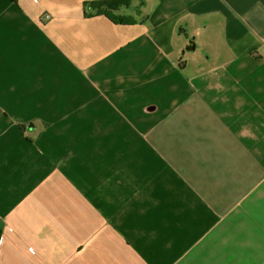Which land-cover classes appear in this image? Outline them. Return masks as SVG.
Wrapping results in <instances>:
<instances>
[{
	"label": "crops",
	"instance_id": "crops-1",
	"mask_svg": "<svg viewBox=\"0 0 264 264\" xmlns=\"http://www.w3.org/2000/svg\"><path fill=\"white\" fill-rule=\"evenodd\" d=\"M92 1L0 0V264H264V0Z\"/></svg>",
	"mask_w": 264,
	"mask_h": 264
},
{
	"label": "flooded vegetation",
	"instance_id": "flooded-vegetation-1",
	"mask_svg": "<svg viewBox=\"0 0 264 264\" xmlns=\"http://www.w3.org/2000/svg\"><path fill=\"white\" fill-rule=\"evenodd\" d=\"M147 7H148V0H123L122 3L116 9L104 8L105 11H103L101 15H104V17H106L107 19L111 21L112 20L111 14L116 13L115 14L116 20L115 21L112 20V21L118 24L121 29L125 30L127 27L130 28V27L137 26L138 24L144 23V20L147 18V15L144 14V11ZM110 11L115 12V13H111ZM177 35L183 38L186 43L182 50V53L184 55H186L188 50L185 53L183 51L186 50L188 46H189L188 49H192L194 46H200L198 44L199 38H197L196 34H193L191 32V30L188 28L187 23L180 24V26L177 29ZM201 52L205 54L206 57L209 56L204 49ZM7 117H8V114L5 112L1 113L0 115L1 120H6ZM4 126H5V122L0 123V131H3ZM20 128L23 129L25 132H27V134L28 133L31 134L41 129V126L39 123H36V122H31L29 125H26L25 122H22L20 125ZM27 137L29 140H31L29 135ZM65 169L66 167L62 165L61 168L58 169V172L60 174H64ZM114 208H115L114 205L110 206V210H113ZM46 209L49 212V210L51 209V206L46 207ZM111 214H112V211H110L108 215L111 216ZM107 219L108 218L106 216H102L100 218V222L105 221ZM59 231L62 232V230H59ZM2 238H3V234H2ZM31 243H32L31 241L29 243L28 241L25 242L20 239L14 240L13 247H12L13 251L14 253L20 252V255L14 257L16 261H23L24 264H56L55 259L57 260L60 258L57 255V253H51L48 250L49 252L46 253V255L37 256L36 255L37 252L42 253L45 248L40 249L39 247H34L31 245ZM5 247H7V243L0 242V248H5ZM25 250L28 252H26V254H21ZM72 252L76 256V253L80 252V249H73Z\"/></svg>",
	"mask_w": 264,
	"mask_h": 264
},
{
	"label": "trees",
	"instance_id": "trees-1",
	"mask_svg": "<svg viewBox=\"0 0 264 264\" xmlns=\"http://www.w3.org/2000/svg\"><path fill=\"white\" fill-rule=\"evenodd\" d=\"M13 2L17 3L18 0H12ZM123 0H100V1H92L89 3V6L97 10V13H102L104 8H109V9H116L118 6L122 3ZM111 19L113 21L116 20V15L111 14ZM2 234H3V227L0 222V242L2 239Z\"/></svg>",
	"mask_w": 264,
	"mask_h": 264
},
{
	"label": "rangeland",
	"instance_id": "rangeland-1",
	"mask_svg": "<svg viewBox=\"0 0 264 264\" xmlns=\"http://www.w3.org/2000/svg\"><path fill=\"white\" fill-rule=\"evenodd\" d=\"M1 225H2V224H1ZM12 227L14 228L15 225H12ZM2 240H3V238L1 239V243H2ZM30 241L32 242V243H31L32 246H34V247L37 246V245H36V242H35V240H34V238L28 240L29 243H30ZM13 243H14V240L12 239V240L10 241V243H8V244H9L8 246H10V247L12 248V247H13ZM12 249H13V248H12ZM3 257L6 259V258H7V255H4Z\"/></svg>",
	"mask_w": 264,
	"mask_h": 264
},
{
	"label": "water",
	"instance_id": "water-1",
	"mask_svg": "<svg viewBox=\"0 0 264 264\" xmlns=\"http://www.w3.org/2000/svg\"><path fill=\"white\" fill-rule=\"evenodd\" d=\"M193 37V36H192ZM189 47V46H188ZM188 47L186 48V50H184L183 52L185 53V52H187V50H188V52H195L198 48H199V46H194L192 49H188ZM187 52V53H188Z\"/></svg>",
	"mask_w": 264,
	"mask_h": 264
},
{
	"label": "built area",
	"instance_id": "built-area-1",
	"mask_svg": "<svg viewBox=\"0 0 264 264\" xmlns=\"http://www.w3.org/2000/svg\"><path fill=\"white\" fill-rule=\"evenodd\" d=\"M47 18H49V15H46Z\"/></svg>",
	"mask_w": 264,
	"mask_h": 264
}]
</instances>
